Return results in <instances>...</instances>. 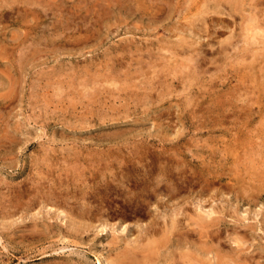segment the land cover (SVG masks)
Wrapping results in <instances>:
<instances>
[{
    "label": "rangeland",
    "instance_id": "1",
    "mask_svg": "<svg viewBox=\"0 0 264 264\" xmlns=\"http://www.w3.org/2000/svg\"><path fill=\"white\" fill-rule=\"evenodd\" d=\"M263 1L0 0V264H264Z\"/></svg>",
    "mask_w": 264,
    "mask_h": 264
},
{
    "label": "bare ground",
    "instance_id": "2",
    "mask_svg": "<svg viewBox=\"0 0 264 264\" xmlns=\"http://www.w3.org/2000/svg\"><path fill=\"white\" fill-rule=\"evenodd\" d=\"M252 1V0H251ZM261 1V0H260ZM259 2V1H258ZM264 2V1H263ZM228 3V2H227ZM242 3V2H241ZM244 4V3H243ZM204 5V4H203ZM214 5V4H213ZM245 5H247L246 3H245ZM256 6H258V5H256ZM204 7V6H203ZM211 7V6H210ZM240 7V6H239ZM207 8V7H206ZM199 9V8H198ZM196 10V9H195ZM237 10V9H236ZM238 10H239V8H238ZM255 10H258V8L257 9H255ZM262 11V10H261ZM241 12H243V11H241ZM213 13V12H212ZM244 13V12H243ZM249 13H250V11H249ZM188 14H190V13H188ZM197 15V14H196ZM254 15H255V13H254ZM188 16V15H187ZM187 16H184V18L185 17H187ZM259 17V16H258ZM246 18V17H245ZM254 18V17H253ZM247 21V20H246ZM243 50V49H242ZM242 52V51H241ZM239 54L240 53H238V56H239ZM160 176V175H159ZM162 176V175H161ZM158 181V180H157ZM248 183V182H247ZM156 185V184H155ZM239 185V184H238ZM253 186V185H252ZM243 187V186H242ZM239 188V187H238ZM237 188V189H238ZM244 188V187H243ZM246 189H247V187H245ZM245 189V190H246ZM240 190V189H239ZM242 190V189H241ZM234 191V190H233ZM246 192V191H245ZM247 197V196H246ZM249 199V198H248ZM156 219V218H155ZM174 219V218H173ZM219 222V221H218ZM208 223V222H207ZM187 231V230H186ZM170 237V236H169ZM156 243V242H155ZM153 247V246H152ZM150 249V248H149ZM152 249V248H151ZM154 250V249H153ZM157 250V249H156ZM146 256V255H145ZM182 256V255H181ZM142 258V257H141ZM180 258V257H179ZM220 262V261H219Z\"/></svg>",
    "mask_w": 264,
    "mask_h": 264
}]
</instances>
